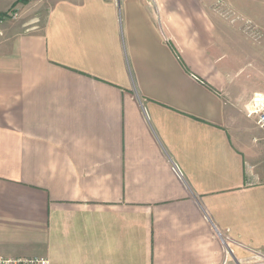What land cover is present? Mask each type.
Instances as JSON below:
<instances>
[{"label":"crops","instance_id":"obj_1","mask_svg":"<svg viewBox=\"0 0 264 264\" xmlns=\"http://www.w3.org/2000/svg\"><path fill=\"white\" fill-rule=\"evenodd\" d=\"M14 5L24 19L0 20V257L264 264V135L244 114L264 60L247 70L241 25L263 50V4L0 0V14Z\"/></svg>","mask_w":264,"mask_h":264},{"label":"built area","instance_id":"obj_2","mask_svg":"<svg viewBox=\"0 0 264 264\" xmlns=\"http://www.w3.org/2000/svg\"><path fill=\"white\" fill-rule=\"evenodd\" d=\"M245 116L255 125V127L264 135V93L255 94L244 108ZM178 173V170H176ZM233 255V252L230 251ZM264 260L263 255H259ZM0 264H50L45 258H2ZM234 264H241L235 262Z\"/></svg>","mask_w":264,"mask_h":264},{"label":"rangeland","instance_id":"obj_3","mask_svg":"<svg viewBox=\"0 0 264 264\" xmlns=\"http://www.w3.org/2000/svg\"><path fill=\"white\" fill-rule=\"evenodd\" d=\"M257 1L261 2L264 6V0ZM34 12L36 11H33L31 17L34 16ZM21 14H18V18L16 16L9 18L11 21L8 23V26L13 28L15 24H18L20 21H22L24 18H21ZM241 25L246 26L247 33V36L245 35L247 39V49L244 53L247 70L249 72H254L255 68L259 67L260 62L264 60V47L263 50H261V47L258 45L261 42L259 41V39H261V32L259 28L257 29V26L254 25L252 20L241 19Z\"/></svg>","mask_w":264,"mask_h":264},{"label":"trees","instance_id":"obj_4","mask_svg":"<svg viewBox=\"0 0 264 264\" xmlns=\"http://www.w3.org/2000/svg\"><path fill=\"white\" fill-rule=\"evenodd\" d=\"M20 1H25V0H20ZM16 7L17 5H14V7L6 14H0V20H4L5 18H13L16 12Z\"/></svg>","mask_w":264,"mask_h":264}]
</instances>
